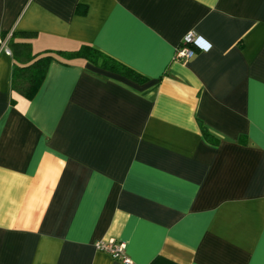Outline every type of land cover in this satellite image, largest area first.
Masks as SVG:
<instances>
[{"label": "crops", "instance_id": "obj_1", "mask_svg": "<svg viewBox=\"0 0 264 264\" xmlns=\"http://www.w3.org/2000/svg\"><path fill=\"white\" fill-rule=\"evenodd\" d=\"M0 30L146 77L53 59L27 100L1 42L0 264H264V0H0Z\"/></svg>", "mask_w": 264, "mask_h": 264}, {"label": "trees", "instance_id": "obj_2", "mask_svg": "<svg viewBox=\"0 0 264 264\" xmlns=\"http://www.w3.org/2000/svg\"><path fill=\"white\" fill-rule=\"evenodd\" d=\"M34 34L30 31L9 32L0 30V45L1 42L5 41V45L13 59L11 73L12 91L27 100H31L39 90L48 65L53 59L66 62L72 58L82 57L100 68L120 74L133 81L142 82L146 79L144 75L133 68L87 44L81 45L75 51L44 50L33 52L31 39ZM200 128L206 141L210 143L216 142L215 136L206 126L201 124Z\"/></svg>", "mask_w": 264, "mask_h": 264}, {"label": "built area", "instance_id": "obj_3", "mask_svg": "<svg viewBox=\"0 0 264 264\" xmlns=\"http://www.w3.org/2000/svg\"><path fill=\"white\" fill-rule=\"evenodd\" d=\"M5 44V41H3ZM208 50L210 44L206 43L200 36L193 32L187 33L181 43L175 50V59H190L195 54V49ZM6 51H9L6 48ZM95 247L99 250L109 253L113 258L125 264L132 263L131 259L125 253V243L122 241H97Z\"/></svg>", "mask_w": 264, "mask_h": 264}]
</instances>
